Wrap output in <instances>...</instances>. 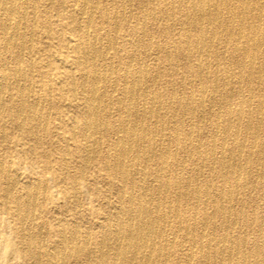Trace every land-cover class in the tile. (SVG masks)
<instances>
[{
    "label": "bare ground",
    "instance_id": "bare-ground-1",
    "mask_svg": "<svg viewBox=\"0 0 264 264\" xmlns=\"http://www.w3.org/2000/svg\"><path fill=\"white\" fill-rule=\"evenodd\" d=\"M28 1L0 0V142L24 147L28 143L22 152L42 163L43 172L53 174L45 155L37 152L39 127L46 129L49 122V115L39 112L45 101L29 100V85H21L26 74L18 67L9 70L10 57L5 56L11 50L19 65L22 55L30 52L32 36L26 31L32 34L33 27L25 25ZM70 1V22L82 38L70 35L67 41L75 56L74 68L80 72L77 80L70 74L69 82L73 99L79 102L72 107L83 116L70 131L76 135L79 130L83 136L85 166L105 146L97 164L114 179L106 184L115 202L106 192L90 190L101 202L93 211L96 228L81 233L75 226L67 236L60 226L53 230L57 241L44 245L43 229L33 236L26 224L36 212L33 188L39 182L20 184L0 160V194L13 206L6 208V224L9 227L12 217L20 226L16 232L6 229L3 260L10 264L17 255L33 264H66L83 256L85 264H169L178 244L187 246L183 264H264V0H112L111 9L102 0ZM94 12L111 20L114 31L119 21L125 24L133 36L123 61L112 39L103 44L95 32ZM160 20L166 22L162 30L171 41L161 46L162 59L148 55L160 48L158 41L142 43L149 24ZM108 55L118 60V74L104 64ZM143 56L162 60L171 71L170 81L158 69L143 66ZM162 80L167 87L164 96L155 92ZM10 91L15 98L5 96ZM116 92L120 96L113 100ZM25 109L33 116L26 118ZM112 110L117 119L111 120ZM6 119L18 137L4 132ZM158 122L163 125L159 131ZM55 153L69 155L65 149L55 148ZM34 170L29 166L25 178ZM53 181L57 184L56 175ZM246 187L255 197L246 201V196L235 210L233 205ZM14 191L22 193L17 196ZM182 207L188 216L180 214ZM77 216L87 220L82 213ZM173 218L176 225L170 221ZM13 233L21 249L9 241ZM168 234L174 240H168Z\"/></svg>",
    "mask_w": 264,
    "mask_h": 264
},
{
    "label": "rangeland",
    "instance_id": "rangeland-1",
    "mask_svg": "<svg viewBox=\"0 0 264 264\" xmlns=\"http://www.w3.org/2000/svg\"><path fill=\"white\" fill-rule=\"evenodd\" d=\"M58 2H60V0H29L28 4L26 5L27 17L25 25L27 26V28L33 27L32 34L30 33V31H26L30 35V37L32 36V42L30 43V52L24 53L22 55L23 59L22 62L19 63V65H17L16 61H14V59L12 58L11 50H8L5 54V56L10 57L8 63L9 70L12 71L16 69V67H18L26 74L27 81L22 80L21 85L25 87L29 85V100L31 101L37 99L40 101H45L44 108L39 112H41V114H43L44 116L45 114L46 116H50H48L49 122L46 126V129H42V127H39V131L37 132L38 139L41 142V146L37 147V152L39 154L45 155L46 162H48V164L50 163V167H53L54 169V171L52 170L54 172L53 174L50 172H43L42 163L36 160V158L32 161L28 155H25L23 153L25 150L27 151V148H29L28 143H26L24 147L23 145L18 146L14 143L7 144V142L9 141L4 143L0 142V160H2L5 164L6 171L10 172H8L10 177H17V180L20 184L29 183L34 185L33 182H35L36 185L39 182L37 187L33 188V193L35 195L33 204L36 206V212L32 211L34 216L31 218L28 217V219L26 220V224L27 227H29V232L31 231L30 234L33 236L36 234L37 230H40L41 232V230L43 229L40 233V238L44 245H47L49 242L57 241V238L52 237V235L53 230L59 229L60 226L66 231L67 236L69 235L70 230H73L75 226H77L76 228H78L81 233H84V231L87 232L89 230L92 231V229L96 228L95 224L97 223V219L95 218L93 211L101 206V202L97 199V197L95 198L94 194H92L90 190L97 189L103 193L106 192L107 194H110L109 197L111 203L113 204L115 202L113 195L109 192L112 188H110L106 184L109 182H114V179L111 178V176L108 175V173L103 169V165L97 164V160L100 159V157H102L101 155L105 153V146H102V152L101 154L98 153V156H96L97 159L95 158L96 160L91 161L87 166H85V154L81 150L83 145H85L83 136L79 130L75 131L76 135H72L70 131L71 126H74L75 123H81L83 116H81V113L75 111L72 107V105L79 102L78 100L76 101L73 99L69 76L71 74L72 77L77 80L78 77H80V72L74 68L75 56L70 52V50H68L67 41L69 40L70 35H72L76 40L80 41V39L82 38V34L80 30L77 31L78 29H73V25H71L69 15L72 6L71 1L68 0L64 3H61L60 5L58 4ZM102 2L106 3L109 9L112 8V0H102ZM133 9L134 10L132 11V13L135 15L136 8L133 7ZM32 12L34 14V17ZM157 22L149 24L147 28L150 30L146 32L147 37L142 40V43L147 42V40H150L152 42L158 41L157 43L160 44V48L157 50L154 49L152 51H149L148 55H151L153 58L157 57L162 59V52L164 50L161 48V46L163 47L164 43H170L171 41L168 35L162 30V28L164 27L163 24H165L166 22L163 20ZM94 23L95 32L99 37L102 38L103 44H106V41L108 39H112V42L115 43L116 49L122 58L121 60L123 61L132 49L133 43V36L125 27V24L122 25V23L119 21L117 23L118 26L116 28V31H114L115 27H113V23L111 22V20L106 21L104 17L101 18L98 12H94ZM175 28V31L177 33L179 31L178 25H176ZM149 33L152 36H150ZM114 34L117 36H114ZM159 61L162 60L159 59ZM159 61L153 62V60L145 59V57L143 56L140 62L141 64L143 63V66L147 63L146 66L149 70L158 69L160 73L164 74L165 81H170V69L165 64H162ZM100 63L103 65L102 62ZM104 64L112 66L113 70H119V62L112 55H108L105 58ZM136 64L137 63H135L134 65ZM178 65L179 68L183 70V62L180 61ZM116 73L118 74L119 71H117ZM179 77V75L175 76L176 82L179 81ZM165 81L162 80L158 82V85L155 87V92L160 93L162 96H164V90L167 88L166 84H164ZM77 85L78 84L76 82L75 91L79 93L80 89ZM177 85L178 89H180V84L178 83ZM101 87H103L102 90L105 89L104 91L109 95V87L105 86L104 84ZM119 88L120 87H118L117 90H119ZM183 92H187L186 85L183 87ZM8 93L5 95L6 97H9L11 94V96L15 98L14 91H10ZM49 95L51 98L49 97ZM112 95L113 100L120 96L119 92H116ZM50 100L51 104H49ZM47 109H49L50 111L49 114L47 113ZM29 112L30 111L28 109H25L24 116L26 118L33 116V113ZM116 113V110H112V112L110 111L109 114L111 120L117 119ZM2 122L5 123L4 132L6 134L8 133L11 136L18 137V135L15 133L16 131L13 130V127L11 126L8 119ZM161 125V122H158L155 125L158 131L163 128V125ZM103 135L104 133H98L97 136L100 138L103 137ZM110 138L113 139L112 134ZM168 141V137H165L164 142L167 144ZM25 142L27 141H21V144H24ZM66 144L68 145V148ZM200 144H203L202 140H200ZM6 145L9 146V150H7ZM34 147L36 148V146ZM55 148H57L59 151L65 149L69 152V155H61L60 153H55ZM23 149L24 151L22 152ZM98 152L100 151L98 150ZM33 165L35 168L34 174H30V178H25L29 171V166L33 167ZM189 166H191V163H188V165H186V168H189ZM81 172L84 173L82 174ZM54 175H56L57 184H54ZM13 193L18 196L20 195L19 193L22 192L14 191ZM254 197L255 192L251 191L250 187H246L237 197L236 204H234L233 207L235 208V210H237L241 206L240 202L244 201V198L247 201L251 200ZM5 199L6 198H4L0 194V264H7L6 261H4L2 258V256L6 253V246L2 242L3 236H6V229H10V231L14 230L16 232L20 228L19 222L15 219H12V217H10L9 227L6 224V208L11 207L12 204L6 202ZM246 205L247 206L245 207L246 211H248V215L253 216L251 206L249 204ZM20 209L21 211H23V206ZM185 212L186 208L182 207V209L180 210V214L182 216L184 214L188 216V214H186ZM80 213L86 215L87 220L81 221L80 219H78L79 217L77 215H79ZM256 213L257 211H255V214ZM50 217L52 218V221L50 220ZM170 221L172 222V225L177 224V221L174 218L170 219ZM188 223V226L191 227V222ZM254 233L255 231L249 233V239L252 238V235H254ZM16 235L17 234L15 233L10 235L9 241L11 243L14 242L17 249H21V245H19V241ZM167 239L174 240L171 234H168ZM175 240L178 241V239L176 238ZM88 246L90 249L94 248L92 244H89ZM26 247V244H24L23 248L25 250L27 249ZM177 247L178 244H175L173 250L170 253L169 264H183L184 253L187 246L183 245V249ZM15 256V259L10 264H33L31 261L26 262L23 259H20L17 255ZM82 257L83 256H81L77 260L70 259L66 264H85L82 260Z\"/></svg>",
    "mask_w": 264,
    "mask_h": 264
}]
</instances>
